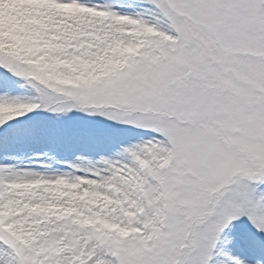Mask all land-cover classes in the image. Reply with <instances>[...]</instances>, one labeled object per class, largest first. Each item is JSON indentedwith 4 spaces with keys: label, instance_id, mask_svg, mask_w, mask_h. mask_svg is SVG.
<instances>
[{
    "label": "snow or ice",
    "instance_id": "1",
    "mask_svg": "<svg viewBox=\"0 0 264 264\" xmlns=\"http://www.w3.org/2000/svg\"><path fill=\"white\" fill-rule=\"evenodd\" d=\"M0 264H264V0H0Z\"/></svg>",
    "mask_w": 264,
    "mask_h": 264
}]
</instances>
